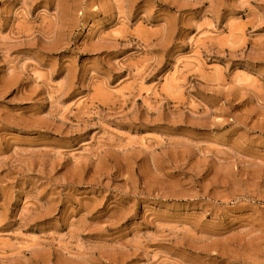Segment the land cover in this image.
I'll list each match as a JSON object with an SVG mask.
<instances>
[{
  "label": "rangeland",
  "instance_id": "374dc122",
  "mask_svg": "<svg viewBox=\"0 0 264 264\" xmlns=\"http://www.w3.org/2000/svg\"><path fill=\"white\" fill-rule=\"evenodd\" d=\"M0 264H264V0H0Z\"/></svg>",
  "mask_w": 264,
  "mask_h": 264
}]
</instances>
